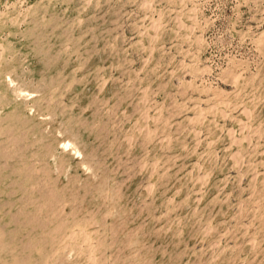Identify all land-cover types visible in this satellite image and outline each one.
Listing matches in <instances>:
<instances>
[{
    "label": "rangeland",
    "instance_id": "1",
    "mask_svg": "<svg viewBox=\"0 0 264 264\" xmlns=\"http://www.w3.org/2000/svg\"><path fill=\"white\" fill-rule=\"evenodd\" d=\"M0 264H264V0H0Z\"/></svg>",
    "mask_w": 264,
    "mask_h": 264
}]
</instances>
